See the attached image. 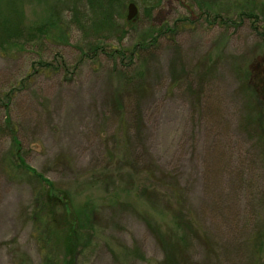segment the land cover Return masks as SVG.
Returning a JSON list of instances; mask_svg holds the SVG:
<instances>
[{
    "label": "rangeland",
    "instance_id": "rangeland-1",
    "mask_svg": "<svg viewBox=\"0 0 264 264\" xmlns=\"http://www.w3.org/2000/svg\"><path fill=\"white\" fill-rule=\"evenodd\" d=\"M237 1L137 0L132 23L127 2L112 35L76 26L0 54V264L63 263L58 232L48 252L34 238L50 194L78 223L74 264H161L143 219L172 228L174 191L198 233L184 264H264L263 149L238 74L264 113V33ZM23 11L33 26L46 8ZM14 138L51 186L14 167Z\"/></svg>",
    "mask_w": 264,
    "mask_h": 264
},
{
    "label": "trees",
    "instance_id": "trees-1",
    "mask_svg": "<svg viewBox=\"0 0 264 264\" xmlns=\"http://www.w3.org/2000/svg\"><path fill=\"white\" fill-rule=\"evenodd\" d=\"M32 1L46 8L45 18L33 26H28L25 24L23 10L25 4L30 3V0H0V54L2 56H9L12 51L26 52L30 45L39 41H46L52 36L58 37L63 33L68 36L76 26L81 31L88 33L90 30L92 34L101 37L106 33L112 35L120 31V19L118 20V17H123L127 2H137V0ZM245 4L249 7L248 9H241L240 1L235 5V8L239 10L237 19L239 22L247 20L259 22L262 27L255 26L253 30L263 29L264 33V3L257 0H248ZM216 18L218 19L220 16ZM136 19L137 17L133 21L129 22L127 20V22L132 23ZM238 74L244 92V101L249 111L246 123L250 127V131L258 134L257 140L263 149L262 155L264 158V113L256 102L254 93L247 87L246 74L241 70H238ZM10 157L14 167L20 170L21 173L31 179L47 182V185L51 186L41 175H38L26 165L21 144L17 138L13 139V150H11ZM127 164L132 165L129 162ZM148 172L152 173L149 169ZM163 179H167V177H163ZM53 193L55 194V192ZM173 193L177 194L174 195L177 201H175V209L172 211L174 217L172 228L168 226L162 232L158 226L149 223L147 218L143 219L161 245L165 256L161 264H184L185 260L187 261L190 244L197 239L198 235L193 229V223L186 219L182 192L174 191ZM46 207L47 210L40 209L36 211L33 220L34 238L38 242L40 250L48 252L52 243L49 233L54 232L56 234L58 232L57 239L60 241L64 255L62 264H74V255L78 249L79 229L77 227L78 223L72 218V212L68 211L70 206L64 200H60L56 194L54 197L50 194L47 197ZM170 207L172 206L170 205ZM182 230H186V235L183 237L178 236ZM45 234H47V237H45Z\"/></svg>",
    "mask_w": 264,
    "mask_h": 264
},
{
    "label": "water",
    "instance_id": "water-1",
    "mask_svg": "<svg viewBox=\"0 0 264 264\" xmlns=\"http://www.w3.org/2000/svg\"><path fill=\"white\" fill-rule=\"evenodd\" d=\"M128 15H127V20L130 22V21H133L136 17H137V14H138V8L137 6L134 4V3H130L128 5Z\"/></svg>",
    "mask_w": 264,
    "mask_h": 264
}]
</instances>
